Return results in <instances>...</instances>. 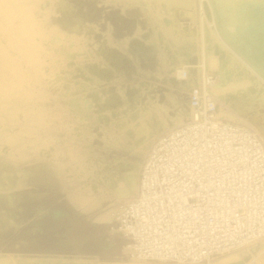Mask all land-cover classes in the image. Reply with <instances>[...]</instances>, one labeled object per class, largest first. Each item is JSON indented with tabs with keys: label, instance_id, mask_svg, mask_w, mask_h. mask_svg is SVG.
Returning <instances> with one entry per match:
<instances>
[{
	"label": "rangeland",
	"instance_id": "rangeland-1",
	"mask_svg": "<svg viewBox=\"0 0 264 264\" xmlns=\"http://www.w3.org/2000/svg\"><path fill=\"white\" fill-rule=\"evenodd\" d=\"M185 1L66 0L76 7L80 5V29L77 30L73 28V22L67 25L61 20L59 0H0V264H72L74 259L88 264L96 260L106 263L130 261H109L97 254L70 252L79 245L81 237L73 230L63 231L55 220L63 212L75 209L94 228L108 229L113 218L110 221H98L97 216L117 207L122 199L111 195L91 211L85 212L75 206L71 197L74 189L83 188V185L95 189L92 185L99 183L97 172H86L87 177L83 181L80 178L83 171L89 168L88 159L100 163L102 159L119 157L125 162L143 164L148 154L144 156L143 152L137 151L129 143L124 146H106L102 136H110L107 130L111 129L110 124H116L120 107L125 104L122 102L103 110L112 112V116L107 118L106 127L102 119L104 115L101 114L103 111L98 105L107 95V87L129 93L131 87L146 82L151 83L157 94L159 87H164L167 94L162 99L167 102V112L164 113L167 118L189 107L186 98L188 91L194 85L202 84L192 78L193 84L186 86L175 76L176 65L185 59L181 61L180 56H175L180 47L172 36L173 26H177L179 33L183 32L182 35L196 32V51H199L200 57L203 55V32L206 29L213 36L228 42L227 46L236 51L235 61L241 70L233 76L236 83L232 85L234 90L231 96L234 97L229 95L228 103L224 106L233 116L223 117L252 127L255 126L247 120L260 118L257 122L264 126V47L260 53L262 47L257 45L259 55L249 52L251 57L247 55L245 44L241 43V50L234 44L236 40L242 39L244 27L253 21L254 6L239 16L235 15L236 10L252 0H221L226 11L224 17L216 13L218 7H222L217 0L204 2L209 7L208 16L201 15L198 0H188L189 5ZM115 7L124 13L136 12L135 20H143L141 22L138 19L131 31L125 29L128 36H117L115 31L101 23L111 12L110 9ZM187 16L192 17L191 26L182 24ZM202 19H206V22ZM232 19L236 26L241 27H231L229 23ZM90 25L94 32L88 27ZM223 28H226L225 32ZM215 32H222V35ZM134 37H139L141 43L132 45ZM102 44L118 51L115 55L121 54L118 57L111 56L102 50ZM242 49H245L244 52ZM121 50L124 56L126 54L125 57ZM132 52H136V55ZM120 63L128 70L121 68ZM109 68L115 70L110 71ZM188 71L191 76V70ZM216 72L220 79V73ZM108 74L111 76L107 77ZM96 92L98 94L94 95ZM94 98H99L100 102ZM218 104L222 112L223 106L219 101ZM187 116L185 113L183 120ZM153 126L158 128V132L150 146L160 133L172 127L170 124L165 125L162 118L156 115H153ZM120 136H126V132ZM259 243L252 247L250 256L246 254L245 248L252 243L248 247L225 253L221 258L237 252L243 256L245 264H264V247Z\"/></svg>",
	"mask_w": 264,
	"mask_h": 264
},
{
	"label": "built area",
	"instance_id": "built-area-1",
	"mask_svg": "<svg viewBox=\"0 0 264 264\" xmlns=\"http://www.w3.org/2000/svg\"><path fill=\"white\" fill-rule=\"evenodd\" d=\"M216 80L215 72L206 73L207 86ZM188 95L193 114L155 138L138 192L120 201L107 229L109 242L125 239L117 259L221 264L225 253L264 238V137L219 116L218 101L204 86Z\"/></svg>",
	"mask_w": 264,
	"mask_h": 264
},
{
	"label": "bare ground",
	"instance_id": "bare-ground-1",
	"mask_svg": "<svg viewBox=\"0 0 264 264\" xmlns=\"http://www.w3.org/2000/svg\"><path fill=\"white\" fill-rule=\"evenodd\" d=\"M59 1H60L59 5H58L59 9H60L59 16L61 17V20L64 22V24H67V25L70 22H73L74 23L72 25L73 28L79 30L80 29V23H79L80 20H79L78 15L80 14V5L78 7H76L72 3L66 2V0H59ZM217 1L219 2L218 4L222 7L221 8L218 7V10L216 9L217 10L216 13L218 14L219 17L222 15H223L222 17H224V14L226 13L225 7L221 3L222 2L221 0H217ZM185 3L187 5H189L190 2L188 0H186ZM202 4L205 5V8L206 7L208 8V9L206 8V15L208 16L210 14V12L208 11L209 10L208 4H205L204 1L202 2ZM100 6L101 5H99V7ZM251 6H254V8H252L253 12H254V15L252 14L254 17L253 21L249 22V24H247L244 27V30L242 29L243 30L242 32L244 33L243 35L240 33L242 35V37H241L242 39H238L234 42L236 47L240 48V50L243 47V45L241 43L245 44L246 45L245 47L248 50L247 55H250V56H251V54H249V52L252 54L257 53L259 55V53H258L259 46L261 45L260 47H262L261 49H259V52L264 47V0H252L250 2L247 1L246 3L241 5L240 8H238V10H236L237 13L235 14V15L239 16L243 12L246 13L248 11L249 7H251ZM110 10H111V12L107 14L106 18L104 19V21H101V23L103 25L108 26V28L110 30L115 31L117 36H119V35L124 36L125 34H127V36H128V33L124 32V31H125V29H128L129 31H131L132 28L136 25V22L139 19L138 18L137 20H135V18L137 17V14H135L136 12L132 11L129 13H127V12L124 13V11L121 12L116 7L114 9H110ZM211 10H213V9H211ZM207 16H206V19H207ZM215 17L220 19L219 17H217V15ZM202 18H205V17H202ZM213 18H214V16H213ZM206 19H202V21L204 20L203 22H206L205 21ZM139 21L143 22L142 19H139ZM233 21H235V20L232 19V22L229 23L231 25V27L236 26ZM203 24H205V23H203ZM207 24H211V23H207ZM137 25H140V24H137ZM161 25L163 26V24H161ZM227 26H228V24H227ZM238 26L241 27V25H238ZM238 26H236V27H238ZM88 27L90 28V30L92 32H94L93 27H91V25ZM225 27H226V25H225ZM173 29H174V31H173L172 36L175 39L176 43H179V47H180V48L177 47L178 53L175 56H177L178 58L180 56L179 59H181V61H182V59H185V61H182L181 64L179 62V64L176 65L177 67L175 68V70L173 69L174 74L177 77V79L179 80V82L182 81L186 86L187 85L191 86L193 84L192 78H195L196 83H201L202 86L205 87L206 91L209 94H211L212 96H214L216 98V100L222 104V106H223L222 112L218 111L219 116L223 117V115H224V117L225 116L226 117H232L233 116L232 112L225 109L224 106H226V104L228 103L229 95H230V97H234L233 95L231 96V93L234 90L232 85H233V83H236V79L233 80V76L237 73L238 70H241L238 68L236 61H235L234 56H237V54H235L236 51H233V49L231 50L229 45L227 46L228 42L226 43L225 42L226 40H223L216 35H215L216 37L213 36V33L206 29L205 32H203V36H204L203 38L205 39L204 40L205 42L203 44V55H202V57H200L199 51H196V49L198 48L197 43H196V40H198L196 38V35H195L196 32L195 33L191 32L189 35H186V34L182 35L183 32H181L182 34L179 33V31L177 30V26L176 27L173 26L172 30ZM199 29H200V27H199ZM211 29L214 30V28H211ZM225 29H224V32H225ZM203 30H204V26H203ZM229 30L227 31L228 33H229ZM238 31H241V30L239 29ZM221 33L222 32H220L219 34H221ZM99 34H101L100 31H99ZM216 34H218V33H216ZM102 35H100V36L102 37ZM96 36H98V35H96ZM133 36H134V34H133ZM126 38H128V37H126ZM227 38H228V36H227ZM143 42H145V41H143ZM131 43H132V45H135V43H141V39L139 37H134V38H132ZM151 44H153V43H151ZM241 45H242V47H240ZM257 45H259L258 48H256ZM101 46H102V50L110 53L111 56L115 55L118 52L117 50H116L117 52H115L114 48L111 47L110 45L102 44ZM153 46H155V45H153ZM148 49H150V48H148ZM100 50H101V48H100ZM154 50H156V49H154ZM154 50H153V52H154ZM244 50L242 49L243 52H244ZM132 51H133V49H132ZM121 52H122V50H121ZM132 53H134V52H132ZM122 54H123V52H122ZM134 54L136 55V52ZM106 55H107V53H106ZM115 56H117V55H115ZM125 56H126V54H125ZM125 56L123 54V57H125ZM261 57H263V56H261ZM152 58H150V59H152ZM154 58H156V57H154ZM110 59H112V58H110ZM124 59H126V58H124ZM124 59H121V61L123 60V61L127 62V60H124ZM118 60H120V58ZM130 60H131V57H130ZM116 61H117V59L113 62H116ZM257 61H260V59H258ZM132 62H133V60H131V63ZM263 63H261V64H263ZM115 64H117V63H115ZM108 66H110V65H108ZM118 66H120V65H118ZM121 66H122L121 68L126 69L125 65L123 67V64H121ZM128 66H130V65H128ZM165 66H167V64ZM185 68L188 70H191V73H190V74H192L191 76H189V75H187L186 77L183 76V70ZM92 69L93 68H91V70ZM111 69H113V68H109L110 71H111ZM114 70L115 69H113V71ZM126 70H128V69H126ZM129 70H130V67H129ZM209 71L215 72L217 74V80L213 86H207L206 85V73ZM216 71H218L220 73V79H219V75ZM242 72H243V70H242ZM104 73H106V72H104ZM107 73H109V72H107ZM127 73L130 74L129 71H127ZM196 73L198 74V76H200V79L198 78V76L196 77ZM114 74H115V72H114ZM248 74H249V72H248ZM248 74L246 73L247 76H248ZM250 74H251V72H250ZM108 76H111V75L108 74L107 77ZM243 77H245V76H243ZM246 78H248V77H246ZM251 78H252L251 80H253V77H251ZM162 79H164V77H162ZM243 82H245V81L243 80ZM246 82L248 83V81H246ZM237 83L239 84V82H237ZM256 83H257V81H256ZM148 84L149 83H146V82L143 84L139 83V84L135 85V87H131L132 89L129 91V93L128 92L123 93L124 91L116 89L115 87H112V86L107 87L108 88L107 95H105L104 100L103 101L101 100L102 102L98 105L102 111L105 109H108L114 105L121 104L122 102H125V104L122 107H120V111H119L118 118H117L118 120H116V124L114 126H112L109 123L111 126L110 127L111 129L107 130V132L110 134V136H102L105 140V144L107 147L112 146V145L124 146V145H126V143H129L130 145H133L137 151L143 152L144 156H145V154L149 150L150 144H151L154 136L158 132L157 131L158 128H154V126H153V115H156V117L157 116L161 117L162 121H163V123H165V125L170 124L172 127H176L183 122V118H184L185 113L188 116H191L193 114V109L189 103V95L187 94L186 98L188 100L187 104L189 107L184 109V110L180 109L175 114L168 115L169 118H167V115L164 116V113L167 112V107H166L167 102L165 103L164 100L162 99V97L165 95V93L167 94V91L164 89V87H159V91L157 94L156 89H153V87L150 86L151 83L149 85ZM263 87H260V88H263ZM182 88H183V86H182ZM97 94H98L97 92H96V94L94 93V95H97ZM91 95L93 96L92 93H91ZM95 99L96 98H94L93 100H95ZM98 100H99V98H98ZM98 100L96 99V101H98ZM99 102H100V100H99ZM231 104H232V101H231ZM101 114L104 115V118L102 117V119L105 120L104 124H106V127H107L108 126L107 121L109 119L108 116H110L112 114V112L110 110H106V111H103ZM259 119L260 118H253V119H249L247 121L251 125H254L255 126L254 128L256 130H258L262 134V136L264 137V126L258 124L257 120H259ZM155 126L157 127L158 125L156 124ZM123 132H126V136H120ZM100 157L101 156L99 155V158H98L99 161H100ZM93 160H94V158H93ZM80 166H83V164ZM88 166H89V168L87 170L85 169L83 171L84 174L80 176L81 180L83 178L87 177L86 172H92L93 171V172H97L99 174L98 175L96 173L100 177V178L97 177L98 178L97 180H99V183L97 185H92V186L96 187L95 189H92L93 187L91 186V183H90V186L92 188H90L87 185L86 186L83 185V188H81V187H79V185H80L79 184L78 190L74 189V191L72 193L70 192L71 197L74 201V204L78 209H82L83 211L88 212V211H91L95 206L100 204L103 201V199H105L106 197H110L111 195H115L116 197H118L120 199H128V198L134 196L138 192V189L140 186V172L142 169L141 168L142 164H139L137 162H125L124 160H121L119 157H115L111 160H107V159L103 160L102 159V161H100V163L95 162V161L92 162L91 159H88ZM85 184H88V183L86 182ZM117 215H118V208L114 207L113 209H110L108 211L106 210V211L100 213L97 216V220L98 221H110V219H112V218H113V220H115L117 218ZM262 239H264V238H262ZM257 243H259L260 246L264 247V240H261V241L258 240ZM257 243L256 242L252 243L254 245H252V244L250 246L248 245L249 247L246 246V247H248V248H245L246 254L248 256H250V254H252V252H253L252 247L258 246ZM108 263L109 264H153L152 262H147V261L145 262V261H138V260H130L129 262H127V261H124V262L123 261H112V262H107V263L96 260L90 264H108ZM25 264H27V263H25ZM72 264H88V262L79 261L78 259L76 261L74 259ZM172 264H175V263H172ZM176 264H178V263H176ZM221 264H245V261H244L243 256L236 252V253H232L230 255H227V256L221 258Z\"/></svg>",
	"mask_w": 264,
	"mask_h": 264
},
{
	"label": "trees",
	"instance_id": "trees-1",
	"mask_svg": "<svg viewBox=\"0 0 264 264\" xmlns=\"http://www.w3.org/2000/svg\"><path fill=\"white\" fill-rule=\"evenodd\" d=\"M63 228V231L73 230L75 234H79L81 237L79 245L70 252L72 253H92L100 255L103 260H120L116 258L119 245L125 241V239L116 238L114 241L109 242L107 245L99 246L100 240L107 237V229H96L84 216L71 209L69 211L63 212L60 217L55 220ZM55 228V227H53ZM119 240H121L119 242ZM72 243H70L71 245ZM74 246V245H71ZM85 247H92L89 250L83 249Z\"/></svg>",
	"mask_w": 264,
	"mask_h": 264
},
{
	"label": "crops",
	"instance_id": "crops-1",
	"mask_svg": "<svg viewBox=\"0 0 264 264\" xmlns=\"http://www.w3.org/2000/svg\"><path fill=\"white\" fill-rule=\"evenodd\" d=\"M188 18H192L191 16H187ZM106 241H109V239L108 240H106ZM109 242H105L104 241V239H102V240H100V242L98 243V247L100 246H104V245H107Z\"/></svg>",
	"mask_w": 264,
	"mask_h": 264
},
{
	"label": "water",
	"instance_id": "water-1",
	"mask_svg": "<svg viewBox=\"0 0 264 264\" xmlns=\"http://www.w3.org/2000/svg\"><path fill=\"white\" fill-rule=\"evenodd\" d=\"M106 240H108L107 238L105 239V242L107 243V241ZM110 240V239H109ZM109 242V241H108Z\"/></svg>",
	"mask_w": 264,
	"mask_h": 264
}]
</instances>
